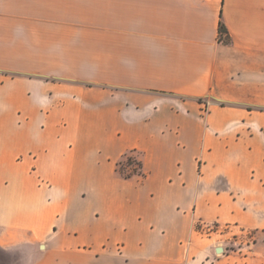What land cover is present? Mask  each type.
I'll list each match as a JSON object with an SVG mask.
<instances>
[{
	"label": "crops",
	"instance_id": "0c3cea01",
	"mask_svg": "<svg viewBox=\"0 0 264 264\" xmlns=\"http://www.w3.org/2000/svg\"><path fill=\"white\" fill-rule=\"evenodd\" d=\"M0 250L264 264V0H0Z\"/></svg>",
	"mask_w": 264,
	"mask_h": 264
},
{
	"label": "rangeland",
	"instance_id": "374dc122",
	"mask_svg": "<svg viewBox=\"0 0 264 264\" xmlns=\"http://www.w3.org/2000/svg\"><path fill=\"white\" fill-rule=\"evenodd\" d=\"M138 153H129L119 163V170L122 174H134L140 171ZM14 258L6 252L0 250V264H13Z\"/></svg>",
	"mask_w": 264,
	"mask_h": 264
},
{
	"label": "trees",
	"instance_id": "16d2710c",
	"mask_svg": "<svg viewBox=\"0 0 264 264\" xmlns=\"http://www.w3.org/2000/svg\"><path fill=\"white\" fill-rule=\"evenodd\" d=\"M226 35H228V30H227L225 24H224L223 22H221V24H220V38H221V39H224V40H226V41H230L229 36L226 37ZM139 165H140V171H138V172H139L140 174H142V173H143L142 170H141L142 163L139 162ZM125 176H126V177H130L131 174H125Z\"/></svg>",
	"mask_w": 264,
	"mask_h": 264
}]
</instances>
